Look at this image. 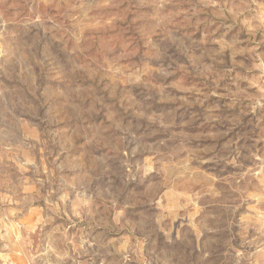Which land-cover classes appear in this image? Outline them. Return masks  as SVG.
Masks as SVG:
<instances>
[{
	"label": "rangeland",
	"instance_id": "obj_1",
	"mask_svg": "<svg viewBox=\"0 0 264 264\" xmlns=\"http://www.w3.org/2000/svg\"><path fill=\"white\" fill-rule=\"evenodd\" d=\"M0 264H264V0H0Z\"/></svg>",
	"mask_w": 264,
	"mask_h": 264
}]
</instances>
